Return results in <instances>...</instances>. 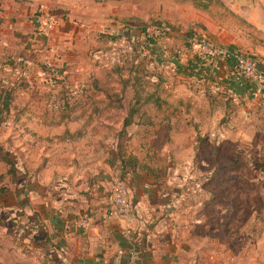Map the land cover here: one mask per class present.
<instances>
[{"label":"crops","instance_id":"obj_1","mask_svg":"<svg viewBox=\"0 0 264 264\" xmlns=\"http://www.w3.org/2000/svg\"><path fill=\"white\" fill-rule=\"evenodd\" d=\"M77 1L0 0V74L8 70L9 61L20 59L24 48L43 52L51 63L65 67L74 63L83 68V49L93 43L91 32L103 29L102 23H106V30L111 29L107 33H112L125 22L168 17V21L176 20L181 27L166 26L165 37L150 51H154L155 63L163 64L161 58L169 56L164 68L176 69L177 78L190 81L189 86L167 83L166 88L177 97L191 98L190 109H202V114L185 113L184 105L176 98L167 101L169 110L176 108L173 113L156 112L152 124L133 123L127 127L129 138L123 157L117 152L116 130L104 138L101 132L68 130L76 118H32L28 125L40 127L29 128L28 135L24 132L27 140L19 146L30 158L40 159L39 170L29 172L20 166L17 149L10 150L17 156L20 169L26 171L28 184L24 194L19 192L21 199L26 198L18 217L21 228L11 233L0 226V264H241L233 248L209 247L211 231L205 223L212 186L201 181L203 177L193 181L195 167L191 162L202 158L203 145L214 139L220 142L218 153L227 145L235 154L242 150L237 145L242 141V132L238 124L232 126L234 120L222 131L204 125L213 108H221L222 112L227 106L235 109L242 95H254V100L263 104L264 87L247 78L243 80L233 60L194 54L187 47L188 41L178 35L182 34V26L196 21L218 45L239 53L252 48L244 44L235 28L221 24L208 13L197 12L190 0L168 1L165 6L174 8L170 16L164 13L163 0H107L96 5L93 0ZM217 1L236 18L264 33V0ZM67 6L77 10L70 13L65 10ZM47 14L56 17L48 38L39 30L40 17ZM73 17H77L76 22ZM88 17L91 22L77 23ZM128 28L126 36L109 42L106 54L112 57V50L120 42L125 43L124 49L131 48L133 34L139 30ZM177 49L186 67L179 64ZM143 51L148 52L144 47ZM215 96L221 99L218 107L211 104ZM80 107L86 108L85 103ZM20 133L16 134L17 141ZM201 161L200 168H207L206 160ZM113 175L126 181L133 201V219L128 225L118 218L105 217ZM6 182L9 177L0 186ZM83 215L91 216V222L79 228L75 222ZM30 217L41 222V227H31Z\"/></svg>","mask_w":264,"mask_h":264},{"label":"rangeland","instance_id":"obj_2","mask_svg":"<svg viewBox=\"0 0 264 264\" xmlns=\"http://www.w3.org/2000/svg\"><path fill=\"white\" fill-rule=\"evenodd\" d=\"M93 1L95 5L97 2H107V0ZM168 1L174 3L177 0H163L164 13L170 16L174 8L165 6L169 4ZM178 1L181 2V0ZM190 1L197 12L208 13L221 24L235 28L244 44L252 48V50L247 49L243 53L264 62V33L262 31L256 29L252 23L236 18L228 8L217 0ZM80 2L78 0L77 4ZM151 6H153V1ZM67 7V9L65 7V10L70 13L77 10L73 6ZM88 7L96 6L89 5ZM182 8L185 9L184 6ZM92 10H97V8ZM45 16L51 15L47 14ZM45 16L40 18L43 19ZM67 16L70 19L69 13ZM75 18L77 17L72 19L74 22H76ZM167 18L159 16L150 17L142 23L137 21L125 22L123 27L121 25L119 29L112 33H107L111 29L106 30V23H102L103 29H95L91 32L90 40L93 43L91 42V45L85 46V49H83L86 51L83 58L80 59L83 68L74 63L66 67L57 65L49 62L41 51L34 52L32 49H22L23 54H21L20 59L15 58L9 61L10 67L8 70H3L0 74V107L3 109L1 114L4 118L0 121V144L3 145V148L8 150L17 149L20 155L19 165L27 168L29 172H38L40 159H36L37 156L30 158L27 152L19 146V144L25 145L29 128L40 127L28 125L32 118L53 120L57 118L67 120L76 118L75 123L68 125V130L75 131L79 129L80 132L85 134L101 132L104 138L115 133V130L118 134L122 128V119L126 115L125 109L103 111L100 112L101 114H97L91 108L83 109L82 107L78 108V106L85 103V106L89 107V103L86 102L102 96V93H96L92 87L94 80H97L101 85H117L118 75L112 73L111 70L115 65L123 64L125 60H134L137 63L140 58H144V64L150 72L145 82L148 91H152L153 85L157 83L160 85L158 95L161 98L168 101L175 98L190 101L191 98L177 97V93L173 95L170 89L166 88L167 83L173 86L182 85L183 87V85L186 86L190 82L184 77L177 78L176 69L171 71L170 67L164 68L165 61H168L169 56L161 58L164 61L163 64L159 61L155 63L154 55H152L154 51L151 52L147 49L148 52H144L143 48L139 46L134 49L137 45L135 39L130 41L131 48L124 49L125 43L120 42L115 46L116 50L111 48L115 52L112 57L106 54L111 47L109 42L113 41L114 43L119 41L121 37L126 36L124 33L128 31L126 29L128 27L131 31L139 30L140 36L141 28L147 30L153 26L181 27V25H178V21H168ZM85 21L91 22L88 17L86 20L77 21V23ZM137 24L140 26H137ZM181 32L182 34L178 36L184 37L188 41V46H186L196 55H201L196 44L205 40L213 42L200 22L190 21L186 23L182 26ZM166 33L165 29L162 34L157 36L158 40L164 38ZM42 35L46 37V34ZM133 36H136V34H133ZM124 50L129 53L124 52ZM125 54L130 56H123ZM175 54L179 59V64L186 67V60H181L183 57L178 58V49ZM73 65L75 66L73 67ZM175 67H177L176 64ZM185 69L184 71H186ZM165 70H167V73ZM125 74H127V71H125ZM239 74L243 80L246 79L240 72ZM8 92L10 94V105L6 112L3 100ZM131 97L132 94L128 93L126 101L131 100ZM216 97L211 101L214 107H218L221 100ZM254 97V95H242L239 106L235 109L227 106L222 112L221 108H213L211 118L204 125L207 128H213V131L218 129L222 131L229 128L227 124L231 119L234 120L232 126L235 123L238 124L237 127L242 132V141L237 142L238 148L242 150L235 154L232 152L233 149L227 145L223 148L222 153H218L220 142L217 143L214 139L210 143L206 141L203 145L200 151L202 158L197 157L195 161L191 162L193 168L195 167L193 181L197 182L203 177L201 181L210 182L212 186L209 195L211 205L207 210L208 218L205 223V227H208L211 231L209 247L211 250L219 246L233 248L234 251L236 250L235 257L240 258L241 264H264V102L263 104L260 101L257 102ZM79 118H83L81 122L78 121ZM84 119L86 121H83ZM18 130H22V133ZM24 132L26 133L25 136ZM19 133V140L17 141L16 134ZM214 135H216L215 132L211 135L212 139ZM204 159L208 165L207 168L202 169L200 165L201 160ZM210 167L215 169L212 171ZM4 170V165L0 162V174L4 173ZM206 170L209 172L211 170L210 175L204 173L208 172ZM214 230H217L216 233H214ZM228 256L230 257V255Z\"/></svg>","mask_w":264,"mask_h":264},{"label":"trees","instance_id":"obj_3","mask_svg":"<svg viewBox=\"0 0 264 264\" xmlns=\"http://www.w3.org/2000/svg\"><path fill=\"white\" fill-rule=\"evenodd\" d=\"M140 32H144V28H141ZM135 40L137 41V45L134 49L139 46L150 50L156 45L158 38L154 36L141 37L138 33L135 36ZM144 63V58H140L137 63H135L134 60H125L123 64L115 65L111 72L118 75L117 85H101L97 80H94L92 87L95 89L96 93H102V96L98 99L92 98L93 100L86 102L89 103V107L86 106V108H91L97 114H101L100 112L103 111L107 112L116 109L126 110V115L122 119V128L118 132L119 142L117 152L120 157L125 155L127 139L129 138L127 131L128 126L133 123H144L149 125L152 124L151 119L156 116V112H163L168 115L176 110V108L169 110L167 108L168 100L158 95V89H160L159 84H154L153 90L148 91L145 82L150 72ZM125 71H127V74H125ZM128 93H131L132 97L131 100L126 101V95ZM3 101L4 110L7 112L10 105L9 92L5 94ZM178 101L181 105H184L185 113L190 114V112L198 111L202 114V109L198 110L195 107V109H190L191 102L189 100L179 99ZM150 107L151 109L149 110ZM152 109L153 112L151 113ZM2 110L3 109L0 107V121L4 119L1 114ZM0 162H2L5 168L4 173L0 174V182L4 180V178L9 177V182L3 183L0 186V226L8 232L14 233V231L21 228V222H19L18 217L26 202V198L21 199L19 192L25 193L24 190L28 184V176L26 171L20 169L17 156L12 151L3 148L2 144H0ZM10 185L14 186L15 189H12ZM18 185L19 188L16 187ZM16 193L18 194L15 199L14 195ZM29 223L32 225L31 227H41V222H35L31 217L29 218ZM33 231L29 232V235L32 234Z\"/></svg>","mask_w":264,"mask_h":264},{"label":"built area","instance_id":"obj_4","mask_svg":"<svg viewBox=\"0 0 264 264\" xmlns=\"http://www.w3.org/2000/svg\"><path fill=\"white\" fill-rule=\"evenodd\" d=\"M55 18L45 16L40 23V31L48 34L54 24ZM164 27L153 26L151 29L141 32V37H157L164 32ZM135 39V38H134ZM199 53L206 58L222 57L233 60L235 68L248 80L256 82L264 87V62L249 54L234 52L211 41H202L196 44ZM108 204L105 217H113L123 220L126 225L133 219L132 199L128 192L126 181L120 175H113L109 182ZM91 222V216L83 215L75 224L79 228H86Z\"/></svg>","mask_w":264,"mask_h":264}]
</instances>
